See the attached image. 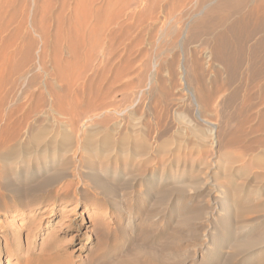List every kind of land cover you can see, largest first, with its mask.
<instances>
[{
  "label": "rangeland",
  "instance_id": "1",
  "mask_svg": "<svg viewBox=\"0 0 264 264\" xmlns=\"http://www.w3.org/2000/svg\"><path fill=\"white\" fill-rule=\"evenodd\" d=\"M3 1L0 136L6 140L10 122L29 113L38 123L30 126L36 134L23 136V143L0 146V264H39V257L57 246L68 247L72 264L85 262L99 239L92 214L111 229L120 216L123 226L110 250L134 240L156 247L170 240V254L178 253L171 260L167 256L171 263L264 264V44L256 47L264 42V0H243L241 7H225L212 15L208 9L214 0H152L156 6L148 0ZM199 21H216V35L195 30ZM231 25L242 32L230 35ZM220 35L227 42L220 54L229 57L228 66L211 55ZM75 117L81 120L68 129L76 142L59 137L55 143L48 122ZM91 125L106 126L99 138L115 141L113 150L94 156L82 149L87 137L93 138L83 133ZM150 136L153 148L148 149L145 139ZM62 141L75 147V162L59 153L52 158ZM123 141L132 142L133 154L120 152ZM92 177L102 182L100 188L94 190ZM64 183L79 187L82 199H102L100 209L83 218L78 216L85 207L75 203L58 216L54 211L61 208L59 202L41 206L36 215L25 207L15 210L19 195L12 193L13 187L30 186L32 194L39 187L43 193L58 190ZM68 215L80 221H69ZM184 215L195 218L180 225ZM128 217L134 221L130 227ZM62 224L82 229L80 244L68 246L74 235L58 233ZM99 248L105 251L107 245Z\"/></svg>",
  "mask_w": 264,
  "mask_h": 264
},
{
  "label": "bare ground",
  "instance_id": "2",
  "mask_svg": "<svg viewBox=\"0 0 264 264\" xmlns=\"http://www.w3.org/2000/svg\"><path fill=\"white\" fill-rule=\"evenodd\" d=\"M3 0H0V3L2 2ZM81 1V0H80ZM139 1V0H138ZM149 1V4H150V1L152 2V0H148ZM155 1V0H154ZM152 2V4L154 3L155 4V2ZM162 0H160V2H161ZM163 1H165V0H163ZM162 1V2H163ZM173 1V0H172ZM175 1V2H174ZM173 2H174V4L175 3H180V1H178L177 2V0H174ZM183 1V0H182ZM185 2H183V3H186V0H184ZM188 2H190V1H192V2H194L193 0H187ZM204 1H208V0H204ZM203 1V2H204ZM217 0H214V2L215 3H212L211 1V4H212V7L210 8L209 7V5H207L208 7H209V11H208V14L209 15H212L214 12H216L217 10H221L222 8H231V7H241V6H243V4H244V2L245 1H243V0H219V1H217ZM260 1V0H259ZM4 2V1H3ZM17 2V1H16ZM145 2V1H144ZM161 2V3H162ZM187 2V3H188ZM257 2V1H256ZM9 3H10V0H9ZM18 3V2H17ZM159 3V2H158ZM157 3V4H158ZM170 4H171V2H169ZM199 3V2H198ZM206 3V2H205ZM208 3V2H207ZM254 3V2H253ZM259 4H260V2H258ZM4 4V3H3ZM11 4H12V2H11ZM15 3H13L12 5H14ZM137 4V3H136ZM147 4V3H146ZM148 4V7H150V9H151V6H153V5H149ZM163 4V3H162ZM202 4V3H201ZM210 4V5H211ZM214 4V5H213ZM256 4V3H255ZM259 4H257V5H259ZM1 5H2V3H1ZM10 5V4H9ZM17 5V4H16ZM143 5V4H142ZM169 5V4H168ZM168 5H167V7H168ZM181 5V4H180ZM179 5V6H180ZM261 5V4H260ZM259 5V6H260ZM30 6V5H29ZM130 6V5H129ZM144 6V5H143ZM155 6H156V4H155ZM154 6V7H155ZM166 6V5H165ZM169 6H172V4L171 5H169ZM176 6V5H175ZM178 6V7H179ZM183 6V5H182ZM259 6H257V7H259ZM262 7H264V4H262L261 5ZM8 7V6H7ZM10 7V6H9ZM8 7V8H9ZM26 7V6H25ZM28 7V6H27ZM160 7H161V5H160ZM160 7H159V9H160ZM207 7V8H208ZM252 7V6H251ZM256 7V8H257ZM11 8H13V6H11ZM10 8V9H11ZM16 7H14L13 9H15ZM84 8V7H83ZM153 8V7H152ZM172 8H175V10H176V7H172ZM181 8V10H182V7H180ZM180 8H179V10H180ZM206 8V9H207ZM261 8V7H260ZM1 9V8H0ZM5 9V7H4V5H2V9L1 10H4ZM167 9V8H166ZM263 9V8H262ZM1 10H0V12H1ZM152 10H154V9H152ZM151 10V11H152ZM156 10H158V9H156ZM172 9H170V11H171ZM175 10H172V11H174V12H176L177 10H178V8H177V10L175 11ZM254 10L255 11H257L258 10V8L257 9H255L254 8ZM261 10V9H260ZM259 10V11H260ZM170 11L168 12V14L170 13ZM182 11H184V10H182ZM182 11H180V13L182 12ZM4 12V11H3ZM179 13V12H178ZM179 13V14H180ZM251 13V12H250ZM252 13H253V10H252ZM171 14V13H170ZM183 13H181V15H182ZM2 15V14H1ZM178 15V14H177ZM180 15V16H181ZM254 15V14H253ZM107 16V15H106ZM169 17V16H168ZM177 17V16H176ZM206 17V16H205ZM213 17V16H212ZM31 18V17H30ZM178 18H180V17H178ZM182 18V17H181ZM210 18V17H209ZM33 19V18H32ZM126 19V18H125ZM183 19V18H182ZM31 20V19H30ZM30 20H29V22H30ZM179 20V19H178ZM212 21V20H211ZM33 23V22H32ZM85 24V23H84ZM86 24H87V22H86ZM185 24V23H184ZM34 25V24H33ZM128 25V24H127ZM217 26V22L216 21H214V22H210L209 21V23H206V22H197L196 23V25H195V27H194V29L196 30V29H199L200 30V32L201 33H206V34H208V36H210V34L211 35H216L215 34V32H214V30H215V27ZM243 26V25H242ZM35 27V26H34ZM81 27V26H80ZM178 27V26H177ZM244 27H246L245 25H244ZM94 29H95V27H93ZM36 29V28H35ZM34 29V30H35ZM39 29H41V28H39ZM38 28H37V30H39ZM88 29V28H87ZM86 29V30H87ZM193 29V30H194ZM92 30V29H91ZM240 30H242L241 28H240V26H238L237 28H234L233 30H232V25L229 27V29H228V33L230 34V35H232V34H236L238 31H240ZM252 30V29H251ZM36 31V30H35ZM41 31H43V30H41ZM46 31V30H45ZM37 32H39V31H37ZM44 32V31H43ZM43 32H41L42 33V35H43ZM87 32V31H86ZM240 32H242V31H240ZM239 32V33H240ZM40 33V34H41ZM46 33H48V31L46 32ZM85 33V32H84ZM83 33V34H84ZM39 34V33H38ZM86 34V33H85ZM84 34V35H85ZM251 34H253V32H247V34H245L244 36L245 37H250L251 36ZM41 35V36H42ZM46 36V35H45ZM45 36H43V38L45 37ZM50 36V35H49ZM86 36V35H85ZM235 36H237V35H235ZM101 37V36H100ZM239 37H243V35H239ZM93 39V41H95V43H94V45L95 44H97L98 43V45H99V41L97 42V40H94V39H96L95 37H92ZM43 40V39H42ZM248 41V40H247ZM123 42V41H122ZM214 43V42H213ZM227 42H225V40H224V37L223 36H219V39H217L216 40V42H215V46L213 45V48H212V56L214 57V59L216 60V61H221V62H223L226 66H228V65H230L229 64V57L227 56H222L220 53L222 52V50H224L225 48H226V44ZM25 44V43H24ZM217 44H218V46H217ZM263 44H264V42H259L258 44H257V48H259V47H262L263 46ZM25 46H27V45H25ZM28 46H31L30 44L28 45ZM32 46H33V44H32ZM42 46V45H41ZM96 47V46H95ZM101 47V46H100ZM96 48H98V47H96ZM25 49V48H24ZM24 49L22 48L20 51H24ZM32 49V48H31ZM30 51V50H29ZM29 51H27V52H29ZM120 51H121V49H120ZM148 51V50H147ZM31 53V52H30ZM21 54H24L23 52L21 53ZM27 54V53H26ZM26 56V55H25ZM29 56H30V54L27 56L28 58V60H29ZM209 57V56H208ZM207 57V58H208ZM26 59V58H25ZM118 60V59H117ZM43 61H44V59H43ZM43 62H40V64L39 65H41ZM24 64H26L25 62L23 63V65ZM44 64V63H43ZM255 65H256V63H254ZM20 65H22L21 64V62H20ZM28 65V64H27ZM133 65V64H132ZM254 65V66H255ZM19 68H22V67H20L19 66ZM23 68H24V66H23ZM16 69V68H15ZM160 70V69H159ZM157 71V72H160V71ZM16 71V70H15ZM167 73H168V71H166ZM165 72V73H166ZM170 72V71H169ZM132 73V72H131ZM142 73V72H141ZM175 73V72H174ZM150 74V73H149ZM163 74H164V72H163ZM64 76L65 74H61V76ZM84 75H85V73H84ZM82 76V77H85V76ZM153 76H155L154 74H152ZM159 75V74H158ZM166 75V74H165ZM172 75V74H171ZM157 76V75H156ZM168 76V75H167ZM166 76V77H167ZM201 76V75H200ZM199 76V77H200ZM22 77H24V76H22ZM82 77H80V78H82ZM170 77V76H169ZM168 77V78H169ZM171 77H173V76H171ZM203 77V76H202ZM78 78V77H77ZM157 78H158V76H157ZM159 78H161V77H159ZM20 79H22V78H20ZM175 79V78H174ZM181 79V78H180ZM32 80V79H31ZM155 80H157V79H155ZM158 80H160V79H158ZM170 79H168V81H169ZM178 80V79H177ZM24 81H25V79H24ZM167 81V82H168ZM171 81V80H170ZM182 81V80H181ZM191 81V80H190ZM201 81H203V78H202V80ZM160 82V81H159ZM159 82H157V83H159ZM166 82V83H167ZM175 82H177L176 80H175ZM183 82V81H182ZM25 83H27V82H25ZM30 83V82H29ZM32 83V82H31ZM33 83H34V81H33ZM124 83V82H123ZM191 83V82H190ZM204 83V82H203ZM163 84H165L164 83V80H163ZM171 83L169 82V85H170ZM178 84H179V81H178ZM159 85V84H158ZM27 86H28V84H27ZM164 85H161V87H163ZM167 85H165V87H166ZM176 86H177V83H176ZM33 87V86H32ZM160 87V89H162ZM173 86H171V88H172ZM30 88H31V86H30ZM30 88H27L28 89V91H30L29 89ZM175 88V87H174ZM25 89V88H24ZM33 89V88H32ZM165 89V88H164ZM173 89V88H172ZM169 90V89H168ZM174 90V89H173ZM172 90V91H173ZM25 91V90H24ZM163 91V90H162ZM204 92V91H203ZM26 93H27V91H26ZM30 93V92H29ZM173 92H171V94H172ZM1 94V93H0ZM172 95H174V93L172 94ZM207 96V95H206ZM212 97V96H211ZM28 98V97H27ZM209 98V97H208ZM207 98V99H208ZM6 100V99H5ZM199 100V99H198ZM202 100H203V98H202ZM210 100H211V98H210ZM209 99H208V101H210ZM212 100H213V98H212ZM194 101V100H193ZM185 102V101H184ZM195 102V101H194ZM201 103H202V101H200ZM210 102H212V101H210ZM95 103V102H94ZM199 103V102H198ZM200 103V104H201ZM199 104V105H200ZM204 104V103H203ZM3 105V104H2ZM102 105V104H101ZM198 105V104H197ZM14 106V105H13ZM37 107H38V105H37ZM198 107H200V106H198ZM212 107V106H211ZM36 108V107H35ZM203 108H205L204 106H203ZM208 109V108H207ZM1 110H3V109H1ZM13 110V109H12ZM21 110V109H20ZM33 110H35V109H33ZM37 111V110H36ZM33 112V113H37V112ZM30 112V111H29ZM12 113V112H11ZM12 115V114H11ZM1 116H2V113H1ZM29 117H22V118H20V119H18V120H16V121H14L13 123H12V121L10 122V124H12V127H11V130H10V134H9V136L7 137V139L5 140L4 139V136L3 135H1L0 136V146L2 145V143H5L6 141L8 142V143H11V144H13V143H17V142H19L20 141V143H23V136H25V137H28L29 135H32L33 134V131H34V129H30V126L32 125V124H36V123H38V121H32L31 120V117H30V113H29V115H28ZM32 116V115H31ZM81 116V115H80ZM77 117V116H76ZM76 117L74 118V119H72V120H69V121H67V122H65L66 121V119H64L65 121H60V119H59V121H57L58 119H55V120H50V122H48V124H49V128H48V130H50L49 132L51 133H54V137L52 138V140L55 138V143H58V141H59V137H61L62 139H63V141H66L67 139L69 140L70 139V141L69 142H72V140H74V143L76 142L75 141V139H73L74 138V136L76 135L73 131H69V129H68V127H70V128H72V129H75V125L81 120V119H79L80 117H79V115H78V117L79 118H77L76 119ZM85 117H86V115H85ZM1 118V117H0ZM38 118V117H37ZM65 118V117H64ZM8 120V119H7ZM207 120V119H206ZM4 121V120H3ZM43 121V120H42ZM47 121V120H46ZM45 121V122H46ZM49 121V120H48ZM130 121V120H129ZM208 121H212V120H208ZM8 123V122H7ZM44 123V122H43ZM126 123V122H125ZM211 123V122H210ZM210 123H208V124H210ZM9 124V123H8ZM42 124V123H41ZM122 124V123H121ZM40 125V124H39ZM38 125V128L40 127ZM210 125H212V124H210ZM213 125H214V122H213ZM212 125V126H213ZM10 126V125H9ZM8 126V127H9ZM33 126V125H32ZM35 126V125H34ZM42 126H44V124H42ZM41 126V127H42ZM73 126H75L74 128H73ZM78 126V125H77ZM91 126H93V125H91ZM98 126V125H97ZM97 126H93V127H86V126H84V127H86L84 130H83V133L86 135L87 134V136H88V134H89V136H91L92 135V137L93 138H89V137H87L88 138V141L86 142V144H84V146L82 147V149L86 152V153H88V154H91V155H97L98 153H100V154H107L108 152H110L111 150H113V146H115L116 145V143H115V141H113V143L112 142H109V139L108 138H106L105 136H104V138L101 140L99 137H101L100 135L104 132L103 130V128H105V127H103L102 129H100L99 127H97ZM118 126H121V125H118ZM117 126V128L119 129V127ZM216 126V125H215ZM7 127V126H6ZM20 127H25V129L24 128H21V130H19L20 129ZM115 127V126H114ZM34 128V127H33ZM121 128V127H120ZM215 128V127H214ZM36 129V128H35ZM71 129V130H72ZM107 129V128H106ZM210 129H213V128H210ZM209 129V130H210ZM120 130V129H119ZM214 130V129H213ZM23 131H25L24 133H23V135H21L22 133L21 132H23ZM37 131V130H36ZM79 131V130H78ZM77 131V132H78ZM116 131V130H115ZM121 131V130H120ZM126 131H128V130H126ZM135 131V130H134ZM216 131V130H215ZM214 131V132H215ZM35 132V131H34ZM38 132V131H37ZM117 132H118V130H117ZM136 132V131H135ZM135 132L133 133L134 135H135ZM210 132V131H209ZM21 133V134H20ZM44 133V132H43ZM49 133V134H50ZM51 133V134H52ZM105 133V132H104ZM113 132H111V134H112ZM140 133V132H139ZM143 133V132H142ZM211 133H213V132H211ZM35 134H36V132H35ZM51 134H50V136H51ZM114 134V133H113ZM126 134V133H125ZM133 134H131L130 133V135H133ZM141 134V133H140ZM42 135V134H41ZM84 135V136H85ZM127 135V134H126ZM137 135V134H136ZM139 135V134H138ZM142 135V134H141ZM140 135V136H141ZM145 135V134H144ZM149 135V134H148ZM3 136V137H2ZM49 136V135H48ZM115 137H116V135H114ZM128 136V135H127ZM143 136V135H142ZM154 136V135H153ZM152 136V137H153ZM210 136V135H209ZM212 136V135H211ZM216 136V135H215ZM37 137V136H36ZM86 137V136H85ZM95 137L97 138H99V142H95L96 141V139H95ZM123 137V136H122ZM135 137V139L134 140H138V137L137 136H134ZM137 137V138H136ZM145 137H146V135H145ZM149 137V136H148ZM151 137V136H150ZM151 137V139L149 138V139H145V140H147V145L149 146H147L148 147V149H150V147L151 148H153L152 147V142H151V140L153 139ZM217 137V136H216ZM76 138H78V136H76ZM127 139H128V137H126ZM131 138H133V137H131ZM130 138V139H131ZM157 138H158V135H157ZM215 138V137H214ZM30 139V138H29ZM40 139V138H39ZM43 139V138H42ZM86 139V138H85ZM84 139V140H85ZM91 139H93V140H95V141H93V140H91ZM124 139V138H123ZM139 139L141 140V137H139ZM217 139V138H216ZM28 140V139H27ZM33 140V139H32ZM31 140V141H32ZM98 140V139H97ZM121 140V139H120ZM154 140V139H153ZM157 140V139H156ZM43 141V140H42ZM41 141V142H42ZM62 141V145H61V148L59 149V148H55V150H53L54 151V153L53 152H51L52 154H53V157L52 158H56L57 156V153H59V154H61V156L62 157H64L65 156V158H67L68 156H69V158H70V160H74V162H75V160H77V157H76V153H73V150L75 149V147H73L72 145H70L69 143L67 144V146L65 145V143ZM112 141V140H111ZM118 142H119V140H117ZM116 141V142H117ZM122 141V140H121ZM142 141V140H141ZM143 141H144V139H143ZM13 142V143H12ZM26 142V141H25ZM30 142V141H29ZM38 142V141H37ZM132 142H133V140H132ZM132 142H131V144L128 142V141H123V142H120V144L119 143H117V144H119L120 145V152H122L123 154H125V155H131V154H133L134 153V150H132V148H130V145L132 146ZM158 142V141H157ZM31 143V142H30ZM43 143V142H42ZM82 143V142H81ZM115 143V144H114ZM19 144V143H18ZM33 144V143H32ZM32 144H31V146H32ZM34 144H35V142H34ZM37 144V143H36ZM59 144V143H58ZM214 144V143H213ZM10 145V144H9ZM76 145V144H75ZM164 145V144H163ZM11 146V145H10ZM15 146V145H14ZM38 146V145H37ZM52 146V145H51ZM57 146V145H56ZM65 146V148H63ZM111 146V147H110ZM154 146V145H153ZM11 147H13V146H11ZM34 147V146H33ZM117 147V146H116ZM137 147V145H135V148ZM74 148V149H73ZM81 149V150H82ZM155 149V148H154ZM154 149H152V150H154ZM48 150V149H47ZM38 152V151H37ZM152 152V151H151ZM37 154V153H36ZM149 154H152V153H150V151H149ZM148 154V155H149ZM21 154H19V155H17V156H20ZM34 155V154H33ZM32 154L30 155V156H32V157H34ZM37 156V155H36ZM71 156V157H70ZM101 156V155H100ZM138 156V155H137ZM16 157V156H15ZM22 157V156H21ZM151 157V156H150ZM30 158V157H29ZM35 158V157H34ZM40 158V157H39ZM38 158V159H39ZM47 158V157H46ZM49 158V157H48ZM65 158H63V160L65 159ZM83 158V157H82ZM131 158V157H130ZM196 158V157H195ZM44 160H45V158H43ZM51 159V158H50ZM142 159V158H141ZM21 160V159H20ZM31 160V159H30ZM29 160V162H31ZM40 160V159H39ZM79 160V159H78ZM82 160V159H81ZM46 161V160H45ZM44 161V162H45ZM54 161H55V159H54ZM80 161V160H79ZM143 161V160H142ZM156 161V160H155ZM19 162V161H18ZM46 162H48V161H46ZM146 162V161H145ZM78 163V162H77ZM143 163V162H142ZM153 163V162H152ZM13 164V163H12ZM11 164V165H12ZM15 164H17V163H15ZM37 164H41V163H37ZM43 165V164H42ZM150 165V164H149ZM154 165H155V163H154ZM153 166V165H152ZM70 167V166H69ZM73 167V166H72ZM15 168V167H14ZM13 168V169H14ZM45 168V167H44ZM30 169V168H29ZM66 169V168H65ZM74 170V169H73ZM27 171H28V169H27ZM72 171V170H71ZM75 171H77V170H75ZM15 172H16V168H15ZM61 172V171H60ZM56 172H54V174H55ZM72 173V172H71ZM85 173V172H84ZM150 173V172H149ZM15 174V173H14ZM17 174V173H16ZM29 174V173H28ZM53 175V174H52ZM71 175V174H70ZM93 175V174H92ZM21 176V175H20ZM27 176V175H26ZM56 176H58V175H56ZM55 176V177H56ZM70 177V176H69ZM91 177V176H90ZM82 179V178H81ZM84 180H85V178H83ZM87 179V178H86ZM89 179V178H88ZM90 180H92V181H95V182H97V184H96V187L97 188H94V190H96V189H98V188H100L101 186H100V183H102V182H98L95 178H91ZM98 180H99V178H98ZM89 181V180H88ZM94 183V182H93ZM39 184H41V186H42V182H39L37 185H39ZM90 184V183H89ZM104 184V183H103ZM46 185V184H45ZM219 185V184H218ZM35 186V185H34ZM90 186H91V184H90ZM16 187V186H15ZM13 187V190H12V193H14L15 195H19L18 196V198H19V200H15V201H18L17 203L16 202H14L15 203V210H17L18 208H24L25 207V209H28V211H29V214H34V215H36L37 213L36 212H38L39 210H40V207L41 206H46V205H49V206H56V203H60V206H61V208L59 209V210H55L54 211V215L55 216H58V215H64V214H67V208L69 207V205H72V203H75L77 206H83V207H85V212H82L78 217L79 218H83V217H87V216H89L90 215V212H92V211H95L96 209H100V206H101V203H102V199H100L99 197H96L95 196V198H94V200L91 202L89 199H87L86 197L85 198H81L79 195V193H78V188L79 187H77L76 185H74V184H72V183H64L61 187H59L58 188V190H55L54 189V191H51V192H47V190H46V192H44L43 193V189L42 190H40V187H39V189L37 188L32 194L30 193V191H32V189H31V187L30 186H26V187H21V186H18V187ZM93 187V186H92ZM223 187V186H222ZM221 187V189H219V191L220 190H222L223 188ZM42 188H44L43 186H42ZM114 191H115V188H114ZM222 191H224V190H222ZM85 192V191H84ZM95 192V191H94ZM31 194L29 197H26L25 198V196L27 195V194ZM89 193V192H88ZM91 193V192H90ZM90 193H89V195H90ZM96 193V192H95ZM224 193V192H223ZM92 194H94V193H92ZM119 194V193H118ZM105 195H106V193H105ZM113 198V197H112ZM118 201V200H117ZM232 201V200H231ZM236 201V200H235ZM47 203V204H46ZM30 205H32V206H30ZM113 205V204H112ZM224 205H225V203H224ZM229 205V204H228ZM233 205V204H232ZM226 206V205H225ZM230 206V205H229ZM237 206V205H236ZM232 207H234V206H232ZM225 208V207H224ZM229 208V207H228ZM238 208V207H237ZM229 211V210H228ZM236 212V211H235ZM73 214V213H72ZM96 217L92 214V215H90V219H91V225L93 226V228L95 229V230H97V233H98V235H99V239H98V242H97V244H96V249H94L92 252H91V256L89 257V259L88 260H86L85 262H83V263H80V264H177V262L175 263H171L170 261H168L167 259H168V255L170 254V247L169 246H167V242H169V241H166V243L165 244H163V245H161V247H156V245L154 244V243H152V244H150L147 240H143V241H141V242H139L138 240H134V241H132V243L130 244V245H128L127 247H125V248H122V249H118V248H115V249H112V250H110L111 249V245L110 244H113V242L115 241V240H117V237H118V235H119V232H120V229H121V227L123 226L122 224V221H121V219H120V216L119 217H117V220L118 221H116V229H111L110 227H111V225H109L106 221H104V220H102V221H99V219L97 220V219H95ZM195 218V217H194ZM194 218H191V217H189V216H187V215H184V217H182V220H181V222L182 223H180V225H189L190 223H191V221L194 219ZM67 219H69V221H70V219L71 220H73L72 219V215H68L67 216ZM196 220V219H195ZM238 220H239V218H238ZM73 221H80V219L79 220H76V219H74ZM72 221V222H73ZM133 219H132V217H128L127 218V221H126V225L127 226H129V225H132L133 224ZM71 225V224H70ZM134 225V224H133ZM242 225V224H241ZM243 226H244V224H243ZM251 225H248V227H250ZM130 227V226H129ZM60 230L58 231V233H61V235H69V234H71V235H74V237H73V240H71V242H70V244L68 245V246H71V247H73V245H75V244H77V243H79L80 244V242H81V236L79 235V233H81V231H82V229H80V228H78V229H75V228H73L72 226H65V224H62L60 227ZM242 228V227H241ZM244 229H246V228H244ZM147 230H149V229H147ZM232 231V230H231ZM171 236V235H170ZM58 238V237H57ZM56 237H55V239H57ZM171 238V237H170ZM145 239V238H144ZM172 239V238H171ZM173 239H174V237H173ZM249 240L251 239V238H248ZM252 240V239H251ZM253 242H255L254 244H256V241H254V240H252ZM252 241H249V243H251ZM246 243V242H245ZM8 244V243H7ZM102 244H106L107 245V249L104 251V250H101V248H99ZM237 244H238V241H237ZM244 244V243H243ZM253 244V243H252ZM234 245V244H233ZM238 246V245H237ZM240 246H241V242H240ZM56 247V246H55ZM233 248V247H232ZM240 248V247H239ZM241 248H243V247H241ZM245 248V247H244ZM68 247L66 246H57L56 248H54L52 251V253H49V254H46V255H43V256H41V257H39L40 259H39V264H72V261H71V258H72V256H70V254H68ZM97 249H100V250H97ZM237 249V248H236ZM176 250V249H175ZM235 250V249H234ZM237 251V250H236ZM175 251H172L171 253L173 254ZM176 253V252H175ZM174 253V254H175ZM45 254V253H44ZM172 254H170V258H169V260H171L172 258H173V256L171 257V255ZM177 255H178V253H176ZM168 256V257H167ZM175 257V256H174ZM175 260V259H174ZM181 261V260H180ZM181 264V263H180ZM183 264H186L185 262L183 263Z\"/></svg>",
  "mask_w": 264,
  "mask_h": 264
}]
</instances>
